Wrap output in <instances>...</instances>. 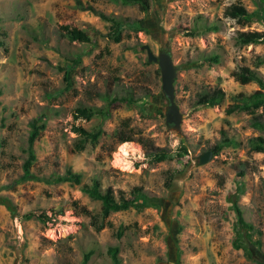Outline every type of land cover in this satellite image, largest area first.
<instances>
[{
	"label": "rangeland",
	"instance_id": "obj_1",
	"mask_svg": "<svg viewBox=\"0 0 264 264\" xmlns=\"http://www.w3.org/2000/svg\"><path fill=\"white\" fill-rule=\"evenodd\" d=\"M237 3L251 15L247 26L224 15ZM89 6L135 25L116 43L102 36L110 23L85 10ZM63 26L102 35L89 44L70 42ZM246 31L264 32V0H0V264H83L87 254V264H113L111 247L119 248L120 264H264V152L250 145L264 138L252 125L254 117L264 124V108L226 113L233 96L259 89L237 82L234 70L247 68L264 80V42L239 45L237 36ZM164 41L182 67L175 82L180 132L166 125L161 71L143 49L159 55ZM216 54L219 64L204 60ZM78 57L69 87L65 66ZM217 88L226 92L220 105L196 106L199 95ZM99 94L136 103L113 105L107 118L75 121L76 108L105 106ZM34 119L45 129L34 145L31 175L22 181ZM74 125L102 128L103 135L80 150ZM120 128L133 129L147 147L118 143L113 134ZM225 140L230 143L214 153ZM181 142L189 159L167 188L166 172L178 164L150 165L146 154ZM209 151L212 160L201 165ZM69 169L81 175L79 185L57 182ZM96 182L99 193L111 187L118 198L142 186L144 198L139 207L102 218L97 193L82 190ZM234 199L253 227L248 251L239 246Z\"/></svg>",
	"mask_w": 264,
	"mask_h": 264
},
{
	"label": "trees",
	"instance_id": "obj_2",
	"mask_svg": "<svg viewBox=\"0 0 264 264\" xmlns=\"http://www.w3.org/2000/svg\"><path fill=\"white\" fill-rule=\"evenodd\" d=\"M114 3H124L129 4L132 0H112ZM143 11H147V6H142ZM87 11H91L96 16H99L102 20L109 22V32L107 34H103L98 30L89 27L88 30L79 29V28H71L70 26H63L62 27V36L66 38L70 42H81V43H93L99 36H105L111 38L114 42L119 43L122 41V34L127 28H132L135 25L134 23L127 22L125 20H120L114 17H110L105 15L102 12L96 11V9L92 6L85 8ZM226 18L236 21L237 24L240 26H247L251 22V15L249 14L246 7L240 3L230 5L224 12ZM210 30L216 31L217 27L213 26ZM264 42V32L258 31H246L240 32L237 36V43L241 46L245 45H255ZM209 64H219L220 63V56L213 55L208 56L204 59ZM81 62V57H78L73 60V64H67L65 66L66 70V82L71 87L72 85V74L74 72L75 67ZM262 63V62H260ZM195 65V64H194ZM232 77L242 85H248L251 83H256L259 85V89L254 91L250 95H246L244 93H239L233 96L234 103L231 104L226 113L228 115H232L234 113L239 112H249L251 114L255 113L256 111L264 108V80L261 79L258 74L250 69L247 68H239L238 70H234L231 73ZM226 97V92L222 88H217L211 90L209 92L205 91L201 95H199V99L196 103L197 107H215L222 103V101ZM99 98L107 101L105 106L100 108L97 107H88V106H80L75 109L74 111V120L78 121L80 119L91 121L93 118H107L110 113V109L113 105L118 103H126L131 105L136 103L132 97L129 96H110L106 94H99ZM252 125L256 128H260L264 130V124L261 122L259 117H254ZM31 131L29 134L28 140V158L26 159L25 163L23 164V169L25 171L24 176L22 177V181L29 178L31 175V168L36 161V152L34 149V145L38 138L41 135V132L45 129V124L40 123L37 119H34L30 123ZM128 127V126H126ZM73 132L76 133L81 140V144H79V149H85V146L88 143L96 145L99 142V139L103 135L102 128H97L93 131H88L85 128L74 125ZM114 138L120 144L126 142H134L138 141L143 146L147 147V143L144 141L143 138H135V132L133 129L128 131V128H120L117 129L114 134ZM138 139V140H137ZM230 141L225 140L221 144L217 145L214 149V153H219L221 149L225 146V144H229ZM250 145L253 151L262 153L264 152V138H257L252 139L250 141ZM189 151L185 142H181L175 149L172 151H168L166 149H151L146 154V161L150 165H156L163 162H176L178 166L172 170H168L166 172V187L171 188L174 180L183 173V170L179 168V165L185 163L189 158ZM57 182H70L73 184H80L81 183V175L75 174L71 169L67 170L63 177H58ZM95 189L90 188L88 185H84L82 190L85 193L92 194L97 193L98 199L102 202L101 212L100 215L102 218L109 217L112 213L126 211L131 207H139L141 200L144 198L142 191V186H134L131 191L130 197H125L123 194L118 198L115 194L114 190L109 187L106 189L105 193H99L98 190L100 188L99 182H96ZM236 196V195H235ZM233 206L237 212L238 218V238L241 239V243H239L240 247H243L246 251H248V246L245 243L248 239V234L250 230H252V226L248 224L245 219L243 218V212L238 206L236 200H232ZM85 211V210H84ZM32 215V214H30ZM43 223H47L49 218L45 214H41L38 217ZM95 219V218H94ZM94 226H96L97 230L102 228V225H99L97 222H94ZM247 234V237H246ZM109 253L111 254L113 264H120V260L118 257L119 248L118 247H111L109 249ZM250 255V254H249ZM91 257V254L85 255V259L83 264H87Z\"/></svg>",
	"mask_w": 264,
	"mask_h": 264
},
{
	"label": "water",
	"instance_id": "obj_3",
	"mask_svg": "<svg viewBox=\"0 0 264 264\" xmlns=\"http://www.w3.org/2000/svg\"><path fill=\"white\" fill-rule=\"evenodd\" d=\"M143 49L147 52L149 62L158 64L161 71L162 93L168 104L165 112L166 125L170 130L180 132L183 123V115L176 103L175 82L178 72L182 70V67L175 64L167 48L166 41H164L162 51L159 55H156L148 45L144 46ZM213 155L212 151L206 152L201 156L200 164L205 165L210 162ZM4 204L14 210L10 201H4Z\"/></svg>",
	"mask_w": 264,
	"mask_h": 264
}]
</instances>
